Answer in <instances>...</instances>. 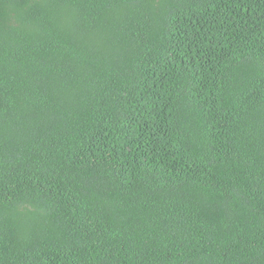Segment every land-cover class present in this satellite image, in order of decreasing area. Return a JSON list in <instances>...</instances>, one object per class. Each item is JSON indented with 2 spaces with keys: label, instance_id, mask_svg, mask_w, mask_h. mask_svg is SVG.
<instances>
[{
  "label": "trees",
  "instance_id": "obj_1",
  "mask_svg": "<svg viewBox=\"0 0 264 264\" xmlns=\"http://www.w3.org/2000/svg\"><path fill=\"white\" fill-rule=\"evenodd\" d=\"M0 264H264V0H0Z\"/></svg>",
  "mask_w": 264,
  "mask_h": 264
}]
</instances>
